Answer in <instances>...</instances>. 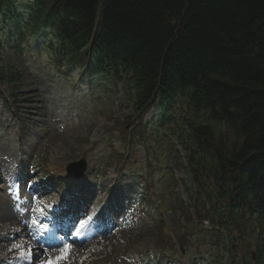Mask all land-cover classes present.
I'll return each instance as SVG.
<instances>
[{"label": "trees", "instance_id": "trees-1", "mask_svg": "<svg viewBox=\"0 0 264 264\" xmlns=\"http://www.w3.org/2000/svg\"><path fill=\"white\" fill-rule=\"evenodd\" d=\"M15 2L0 0L7 23ZM27 9L31 33L42 21L53 28L56 65L122 84L133 112L115 127L128 126L132 144L147 149L144 117L159 110L172 167L186 165L192 182L185 203L174 191L184 179L164 172L176 211L228 230L212 260L227 247L230 264H264V0H33ZM7 78L0 72V97ZM146 174L149 200L157 172Z\"/></svg>", "mask_w": 264, "mask_h": 264}, {"label": "rangeland", "instance_id": "rangeland-1", "mask_svg": "<svg viewBox=\"0 0 264 264\" xmlns=\"http://www.w3.org/2000/svg\"><path fill=\"white\" fill-rule=\"evenodd\" d=\"M30 2L32 0L16 1L14 10L6 13V17L11 18L10 23L6 22L5 17L0 16L2 45L0 72L8 77L2 81V87L19 107L12 110L17 114L28 116L31 120L27 122L29 131L26 137H22L15 112L4 107V103L0 100V264H21L27 261L41 264L44 258L42 248L46 247V243L39 240L48 239L46 235L52 223L47 218H38L37 206L40 203L43 206L52 204L55 202L54 198L60 197L61 193L58 192L57 187L49 189L50 195L34 193L25 184L34 180L29 165L37 155L42 156L43 153L50 156V165L53 170H55L54 166L67 164L82 157L88 162L85 175L74 182V186L78 182V190L86 189L91 193L88 204L82 205L89 218H83L82 221L78 218L75 225L76 230L81 229L86 240L75 246L69 258V264H78L79 256L83 255L84 248L91 244L92 239H95V242L105 241V244L96 251L103 252L97 257L93 256V253L84 255L85 264H87L86 257H91L93 264H127L125 259L133 257L132 254L135 252H139L143 258L151 252V245L155 240L154 232L144 234V223H147V226H155L160 218L156 219L154 213L147 214V209H143L144 215L139 214L143 215V220L138 221L133 229L131 228L130 203L131 200L138 199L135 195L138 184L133 183V176H129L128 169L124 173H118L121 163L117 164L118 167H115V160L108 164L112 156L109 136L110 133L115 136L118 134L116 129H111L116 122L133 112L131 106H127L126 93L121 86L116 87L114 94H111L108 88L95 86L91 89L92 77L89 74L83 76L77 70L73 71L71 77L66 76L67 73L61 74L49 61L50 55L46 43L42 47L43 42L50 35L46 29L39 31V36L35 40L23 39L24 46V43L20 41L21 36L16 31L18 24L28 19L27 3ZM20 11L23 13L18 16ZM15 24L17 28H14ZM152 115L150 113L148 118ZM113 142L115 143L113 147L117 145L122 151L126 149V146L122 145V138L115 137ZM138 151L140 155L132 157L128 165L140 160L138 167H146L143 161L144 147H138ZM146 155L147 161L153 156L148 153V150ZM25 165L29 167L28 171L25 170ZM186 172L179 169L177 176L186 179ZM68 175L67 172L62 173L63 178H67ZM19 178L22 182L21 194L15 189V183L19 181ZM158 181L162 182V178H158ZM188 181L184 180V183L188 184ZM168 186V180L165 184L158 182V189L163 192V187L168 189ZM110 187L114 188L113 191L116 187L120 189L127 187L131 191L128 199H124L122 191H115L113 200L108 204L110 198H106L105 194L110 192ZM35 189L38 188L33 187V190ZM167 197L168 203L166 206L164 204L162 214L170 217L168 222L171 221L170 226L173 228L177 222L172 218V214L169 216L172 209L167 207L172 199L170 196ZM64 199L70 200V197ZM107 204L109 209L115 210V214H109L111 219L108 222L100 217V222L91 227L88 223L95 222L91 214L93 210L96 206L99 208ZM158 215L161 217L160 213ZM62 221L65 220L62 219ZM83 221L85 223H82ZM52 222H56V219ZM99 228L102 230L91 238L92 230ZM60 230L63 231L62 228ZM59 236L66 235L59 233ZM8 237L11 238L8 239ZM123 241L126 244H122ZM100 244L102 241H99ZM13 245L21 247L15 248ZM109 245L112 247L108 248ZM29 248H31V256H22L21 251L27 252ZM63 249L65 246L55 255L60 257ZM191 254L194 253L191 251ZM158 256L160 255L154 256L155 263L165 264L164 257ZM188 259L191 263L190 255L182 258L185 263ZM196 261L197 259H193L192 264H198Z\"/></svg>", "mask_w": 264, "mask_h": 264}, {"label": "snow or ice", "instance_id": "snow-or-ice-1", "mask_svg": "<svg viewBox=\"0 0 264 264\" xmlns=\"http://www.w3.org/2000/svg\"><path fill=\"white\" fill-rule=\"evenodd\" d=\"M13 247L15 248H20L21 246L20 245H13ZM70 250V246H67L65 249L62 250V255L60 257L57 258V261L60 260V259H64L66 258V253ZM46 251V250H45ZM21 255L22 256H31V248L28 249L27 252H24V251H21ZM46 264H56V262H53V261H48L46 262Z\"/></svg>", "mask_w": 264, "mask_h": 264}, {"label": "water", "instance_id": "water-1", "mask_svg": "<svg viewBox=\"0 0 264 264\" xmlns=\"http://www.w3.org/2000/svg\"><path fill=\"white\" fill-rule=\"evenodd\" d=\"M84 161L74 162L68 166V171L72 173H76L77 175H81L85 170V164L83 165Z\"/></svg>", "mask_w": 264, "mask_h": 264}]
</instances>
